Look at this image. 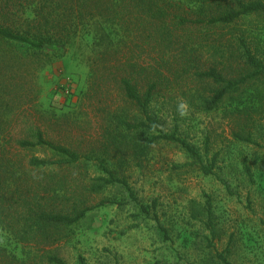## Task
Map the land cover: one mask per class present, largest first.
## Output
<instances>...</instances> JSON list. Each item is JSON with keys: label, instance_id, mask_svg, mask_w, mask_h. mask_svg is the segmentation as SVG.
<instances>
[{"label": "rangeland", "instance_id": "1", "mask_svg": "<svg viewBox=\"0 0 264 264\" xmlns=\"http://www.w3.org/2000/svg\"><path fill=\"white\" fill-rule=\"evenodd\" d=\"M172 1L186 10L195 5L193 0ZM116 34L103 24L76 39L64 57L44 69L37 70L36 64L18 67L23 78L18 88L21 101L17 98L7 106L1 97L0 113L15 109L14 127L27 122L24 116L30 113L31 124L74 147L104 143L108 118L116 109L123 107L130 118L139 113L124 101L115 86V71L98 54L117 41ZM144 40L120 47H153ZM208 51L201 49L205 57ZM173 85L165 97L156 99L152 118L164 131L176 132L195 145L212 173L205 174L180 146L158 142L139 162L117 168L135 192L137 202H132L119 187L89 191L86 187L101 183L95 180L100 174L92 162L44 176L28 171L26 162L33 154H44L25 152L23 166L16 168L18 183L7 184L12 185L15 202L5 204L4 211L0 208V246L8 249L1 264H41L42 246L28 245L42 239L30 230L29 210L36 211L45 196H59L57 204L66 203L61 200L66 193L71 203L88 207L105 203L78 223L54 232L58 244L47 249L68 264H77L80 257L86 264H223L219 254L230 264H264V117L253 113L248 126L239 127L224 110L206 113L197 108L199 94L194 88L202 90L201 86ZM181 98L189 105L184 118L177 114ZM50 178L54 189L48 195L42 184ZM142 205L150 216L141 212Z\"/></svg>", "mask_w": 264, "mask_h": 264}, {"label": "trees", "instance_id": "2", "mask_svg": "<svg viewBox=\"0 0 264 264\" xmlns=\"http://www.w3.org/2000/svg\"><path fill=\"white\" fill-rule=\"evenodd\" d=\"M193 1L194 7L186 10L172 0H0V99L8 101L7 106H13L17 98L21 101L18 88L23 78L18 67L36 64L37 70L44 69L55 58L64 57L76 39L104 24L117 32L118 39L98 54L115 71V86L124 101L139 111L137 117L130 118L123 107L116 109L108 118L105 142L93 147L63 143L66 141L52 137L42 126L31 124L30 113L24 116L27 122L18 127L12 126L15 109L6 115L0 113L2 211L5 204L15 202L12 185L20 179L16 168L23 166L25 152L44 154H33L26 160L28 171L44 176L92 162L100 174L95 180L101 183L86 188L99 193L119 187L132 202H137L135 192L117 168L129 161L139 162L158 142L180 146L205 174H211L195 145L176 132L164 131L152 118L156 99L165 97L173 84L180 88L183 82L201 86L202 90L194 88L199 94L197 108L206 113L224 110L239 127L248 126L253 113L264 117V0ZM125 32L130 33L125 36ZM138 39H146L153 47H120ZM204 47L209 49V57L201 53ZM235 136L250 141L239 133ZM247 171L251 175L249 168ZM49 180L42 184L43 193L48 195L54 189V179ZM58 198L45 196L38 201L36 211L29 210L30 230L42 239L28 245L42 246L41 264H68L47 249L58 244L54 232L78 223L89 211L105 204L88 207L84 202L71 203L68 193L61 199L66 203L57 204ZM140 208L150 216L147 207ZM7 252L0 246V264ZM218 258L230 264L222 254ZM77 264H86L84 257Z\"/></svg>", "mask_w": 264, "mask_h": 264}, {"label": "clouds", "instance_id": "3", "mask_svg": "<svg viewBox=\"0 0 264 264\" xmlns=\"http://www.w3.org/2000/svg\"><path fill=\"white\" fill-rule=\"evenodd\" d=\"M177 114L184 118L189 114V105L186 101L181 98L180 102L177 104Z\"/></svg>", "mask_w": 264, "mask_h": 264}]
</instances>
